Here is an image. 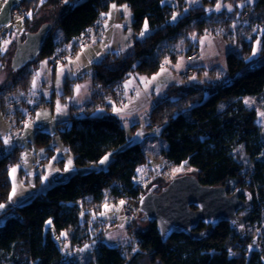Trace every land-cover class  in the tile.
<instances>
[{
  "label": "trees",
  "instance_id": "obj_1",
  "mask_svg": "<svg viewBox=\"0 0 264 264\" xmlns=\"http://www.w3.org/2000/svg\"><path fill=\"white\" fill-rule=\"evenodd\" d=\"M73 1L62 6L61 17L52 24L36 58L16 71L19 74L14 82L0 84L1 107L5 113L4 99L19 86L29 88L40 61L57 57L67 46L75 44L101 20L111 5H127L132 12L135 32L140 34L145 22L150 32L136 38L128 50L108 51L92 63L91 96L82 103L71 104L70 124L60 123L58 127L59 136L73 155L76 167L97 165L108 154L113 160L106 168L71 172L69 177L54 182L29 202L18 205L16 215L0 225V264H76L71 254L74 248L91 252L92 257L85 264H168L161 255L163 250L177 253L183 261H192L205 253L230 252L232 255L223 264H264V248L251 249L256 237L264 238L257 235L264 221V190H258V185L264 188V131L258 122L257 110L244 99L249 96L264 99V65L259 64L264 56V0H227L232 9L218 11L213 9L218 0H201L190 5L178 0V6L163 4V0ZM47 3L57 5L59 0H22L20 4L28 12L23 18L25 23L29 25ZM174 9L180 13L177 19H173ZM245 12L248 14L243 17ZM234 25L238 47L227 54L225 68L210 69L220 76L197 84L185 83L184 79L171 83L152 105L147 127H162L159 137L166 140L168 146L162 148L159 156L172 165L186 164L192 169L191 174L205 185H223L228 193L241 190V198L247 202L244 224L222 222L212 227L200 223L194 230L195 239L174 234L164 242L156 223L145 218L148 225L143 228L137 224L136 217L129 223L136 237L135 249L129 255L120 246L100 240L104 238L107 223L92 216L102 211L107 198L134 201L140 215L141 196L149 190L159 191L170 181L159 173L150 185L138 183V169L146 165L149 158L143 142L127 145V130L115 112L126 100L125 82L134 73L156 74L166 58L176 61L183 53L199 51L198 41H191L193 33L218 34L231 30ZM58 28L62 30L60 40L56 35ZM184 40L187 50L182 49ZM258 40L261 45L255 56ZM4 55L0 54V74ZM86 77L68 79L64 96H72L76 84ZM13 104L9 102L8 106ZM16 104L30 103L22 100ZM15 109L20 111V108ZM99 110L104 114H97ZM17 124L21 127L19 122ZM139 125L134 123L130 132H137ZM52 136L38 132L35 143L49 146ZM19 154L20 149L15 147L0 156V202L9 200L12 189L9 170L19 160ZM11 211L8 208L0 217ZM48 220L52 223L47 229ZM247 224H255L256 230L248 231ZM53 226L57 228L55 234ZM43 229L46 237H43ZM72 231L68 238L63 235ZM34 244L42 249L38 258L33 253ZM46 246L53 249L52 253L44 254Z\"/></svg>",
  "mask_w": 264,
  "mask_h": 264
},
{
  "label": "rangeland",
  "instance_id": "obj_2",
  "mask_svg": "<svg viewBox=\"0 0 264 264\" xmlns=\"http://www.w3.org/2000/svg\"><path fill=\"white\" fill-rule=\"evenodd\" d=\"M3 1L0 2V9ZM77 1L78 0L75 2ZM249 1L252 2V0ZM185 2L190 5L198 4L201 0H185ZM59 4L63 5V1L59 0ZM163 4L178 6L180 2L178 0H163ZM218 4L220 5L219 9H217ZM115 5L116 8L114 9L111 7L109 12L106 13L108 15H105L106 21L104 27L108 31L102 40L96 41L94 30H91V42H89L85 48L76 52L75 60H67L65 57L69 46H67L63 53L57 55V58L64 60L63 64L61 62H55L56 56L41 60L33 76L35 86L33 82L30 83L31 85L29 88L19 86L11 95H7L8 97L4 99V102L7 104L6 113L1 107L0 101V156L12 151L15 147L20 149L19 160L11 165L9 170L12 182L9 200L7 202H0V205H4L3 208H0V213L6 211L8 208H11L12 211L0 217V225L3 224L8 217L16 215V207L18 205L29 202L39 193L46 191L55 182L54 178L57 173H84L91 170L106 168L113 160L112 155L108 154L105 156L108 157L107 160L104 159L105 157L101 159V161H104L103 163L100 161L99 164L91 167H76L73 155L63 144L59 136L58 127L60 123L70 124L69 114L71 104L82 103L91 96L93 87L91 79L93 61L101 59L108 51L122 52L128 50L136 38H141L150 32L147 23V30H145L144 27L141 31V33H144L143 35H141V33H136L133 28V16L130 8L125 4ZM217 5L213 7V9L217 11L222 8L232 9L231 4L227 0H218ZM124 6H127V11L124 10ZM49 9L51 11H40L29 25L25 23L21 15H17L12 23L7 26L8 28L5 32L1 33L0 30V54H5L4 68L0 74L1 85H8L14 82L18 77L19 72L13 69V59L20 40L25 39L26 35L29 33L28 30L36 32L40 29L41 22L51 20V22L55 24L60 19L62 14L61 6L58 7L52 4ZM173 13L175 14V19L180 15L177 9H174ZM244 16L247 15L244 13L243 17ZM118 25L119 27H117ZM56 35L60 40L62 36V30L60 28L56 30ZM190 38L193 42L198 41L200 54V59L195 62V65L198 66L193 73H189L186 78L181 77L182 71L185 69V64L189 62L187 54L183 53L176 61H171L169 58H166L159 72L156 74L163 72L170 77L171 83L184 79L185 83L192 82L197 84L207 79L218 78L220 73L217 71L210 72V69L214 66L225 68L227 54L238 47L235 25L231 27V30H222L218 34L209 32L201 36L195 32ZM257 42H259V44H257ZM257 42L255 44V56L258 55L261 45L260 40ZM182 49H188V44L185 43V40L183 41ZM166 61H168V63H166ZM75 67L76 69H74ZM162 68L164 71H161ZM61 69H63V71H61ZM211 73H213V75ZM156 74L152 76L141 74L146 86L153 82V77ZM79 75H87V77L82 82L76 84L72 96H64L66 81ZM171 83H168L164 90H166ZM77 86H79L78 92L76 90ZM153 90L154 89L146 90L144 93L145 97L135 100L134 102L137 104L135 103L134 105L128 103V99L131 98L126 94L125 102L115 108L116 114L121 117L127 130V145L134 142H143L146 145L149 162L138 169L140 171H138L139 175L137 180L141 185H150L153 183V177L159 173H163L165 178L169 181L176 176L191 174L193 172L186 164L174 166L167 159L159 156L162 148L168 146V142L159 137V133L162 129L161 126H156L151 129L147 127L149 113L152 108V106H146L147 101L150 100L151 97L155 101L161 98V94L153 96ZM244 99L248 101V103H246L248 106L254 107L257 110L258 122L264 131V116L260 115V113L264 112V99L258 100L255 96L245 97ZM22 100H26L30 104H22V106L16 104V102ZM9 102H14L13 106H8ZM30 105L34 107L31 111L32 113L29 115L27 111ZM16 107L20 108V111L16 110ZM129 108L136 109L129 111L127 110ZM116 109H120L121 111L117 112ZM97 114H104V111L99 110ZM18 122L21 124V127L17 124ZM134 123H139L140 125L138 126L137 132L131 133V126ZM38 132H46L53 135L49 146H39L35 143ZM138 133H143V135H137ZM48 148H52L54 151L50 152ZM69 161L71 163H69ZM13 169H15V172H13ZM13 190H15V195H12ZM258 190L261 191L264 190V188L258 185ZM121 201H123V203H121ZM105 205H107V207H105ZM125 207L133 212L135 215L134 218L137 217V224L140 227H147L148 221H145V215L143 213L140 215L138 214L134 201L130 199L116 200L113 197H109L102 205V211L95 213L92 217L95 220L99 219L107 223L104 238L100 240L111 245L120 246V248L129 255L135 249L136 237L133 234L132 228L129 227L131 219L123 212ZM101 213H103V215H101ZM246 213V210H242L240 215L243 216ZM48 221H46L47 229L51 226ZM246 228L248 231L253 232L256 230V225L247 224ZM52 229L55 234L57 229L56 226H53ZM72 233L73 231L65 236L68 238ZM259 234L262 235V237L264 235V221L257 235L259 236ZM46 235L47 232L43 229V237H46ZM57 239V242L60 244L61 241L59 237H57ZM43 246H45V244H43ZM256 247L260 249V251L264 248V238L260 240L259 238L257 239V237L255 238V241L251 245V249ZM52 251L53 249L50 246H46L44 254L48 255L52 253ZM33 253L34 256L38 258L42 255V249L37 244H34ZM71 254H73L76 264H85L92 257L89 250H78L77 248L72 249ZM161 255L168 264H223L232 253H205L192 261H183L175 252L167 253L163 250Z\"/></svg>",
  "mask_w": 264,
  "mask_h": 264
},
{
  "label": "water",
  "instance_id": "obj_3",
  "mask_svg": "<svg viewBox=\"0 0 264 264\" xmlns=\"http://www.w3.org/2000/svg\"><path fill=\"white\" fill-rule=\"evenodd\" d=\"M21 1L4 2L0 9V29L12 23V10ZM51 28L52 24H43L38 31L29 32L24 41L20 40L13 69L20 70L36 58ZM259 64L264 65V56ZM70 175V172L57 173L55 182ZM241 194V190L228 193L223 185H205L194 174H183L171 179L159 191L149 190L142 195L139 210L149 222L156 223L164 242L174 234H185L195 239L194 230L200 223L212 227L222 222L243 225L245 218L240 213L247 207V202L241 198Z\"/></svg>",
  "mask_w": 264,
  "mask_h": 264
},
{
  "label": "crops",
  "instance_id": "obj_4",
  "mask_svg": "<svg viewBox=\"0 0 264 264\" xmlns=\"http://www.w3.org/2000/svg\"><path fill=\"white\" fill-rule=\"evenodd\" d=\"M1 1H3V0H0V2ZM5 1H3L1 5H3ZM43 1H46V0H43ZM62 1H63V5H64V4H67L68 1L70 2L71 0H67V2H65V0H62ZM75 1L76 0H74L73 2H75ZM50 5H52V4L51 3L50 4L49 3L45 4L43 7L40 8L39 12L42 11V10H47V11L49 10V11H51L49 9ZM63 5H60L58 3L55 6H58V7L61 6L62 7ZM111 7H112V5H111ZM109 10L107 12H109ZM107 12H105L104 14H106ZM104 14L101 17V20H99L96 23V25L91 29V30H94V35H95L96 41L102 40V38H104V35L108 31L104 27L105 26L104 23L106 21V17H105ZM46 23L54 24L53 22H51V20H45L44 22H41V25L46 24ZM7 28L8 27H4V28L0 29L1 30V33L2 32H5L7 30ZM74 69H76V67ZM154 77H155V79L153 80V82L151 84H149L148 86H146V84L143 82L144 78L141 75V73H134V74H132L127 79V81L124 84L125 85V89H126V94H128L130 96L129 98H131V99H128V103H131L132 105H134L136 103L134 101L135 100H139V98L145 97L144 93L146 92V90L148 91L149 89H154L153 90V94H152L153 96L154 95L156 96L158 94H162L165 91L164 90L165 86L168 83H171L172 82L169 79L170 77H168L163 72L162 73H159V74H156ZM139 102H138V104H139ZM155 102L156 101L154 99H152V97H151V99L147 101V105L146 106L147 107H151ZM135 109L136 108H134V109L129 108L127 110L132 111V110H135Z\"/></svg>",
  "mask_w": 264,
  "mask_h": 264
},
{
  "label": "built area",
  "instance_id": "obj_5",
  "mask_svg": "<svg viewBox=\"0 0 264 264\" xmlns=\"http://www.w3.org/2000/svg\"><path fill=\"white\" fill-rule=\"evenodd\" d=\"M247 14H248V12H245V15H247ZM17 15H21L22 18H25L28 15L26 8L23 7L21 4L17 5L12 10V19L13 20ZM89 42H91V30L87 31V33L84 34L75 44L69 45V47L67 48L66 56H65L66 59L67 60H73L75 58L76 52L78 50L85 48V46L87 44H89ZM187 56L189 58V60H188L189 62L187 64H185V69H184V71H182V74H181L182 78H186L189 75V73H193V71L195 70V68H194L195 62H197L200 59L199 51H192L191 53H188ZM55 62H57V63L61 62L63 64L64 60L56 57ZM59 65H61V64H59ZM33 107L34 106H32V105H30L28 107L27 114L30 115L32 113L31 111L33 110ZM123 212L130 219H134L135 215L128 208L125 207ZM131 216H133V217H131Z\"/></svg>",
  "mask_w": 264,
  "mask_h": 264
},
{
  "label": "snow or ice",
  "instance_id": "obj_6",
  "mask_svg": "<svg viewBox=\"0 0 264 264\" xmlns=\"http://www.w3.org/2000/svg\"><path fill=\"white\" fill-rule=\"evenodd\" d=\"M41 2H43V0H41ZM65 2H67V0H65ZM243 5H241V7H242ZM112 7L115 9L116 8V5L115 4H113L112 5ZM220 8V5L218 4L217 5V9H219ZM124 10L125 11H127V6H124ZM31 15V13H29V16ZM104 15H108V14H104ZM173 19H175V17H173ZM117 27H119V25L117 26ZM144 27H145V30H147V22H145V25H144ZM144 33L142 32L141 33V35H143ZM257 44H259V42H257ZM256 54V52H253V55H255ZM166 63H168V61H166ZM61 71H63V69H61ZM161 71H164V69L162 68L161 69ZM153 79H155V77H153ZM33 85L35 86V81H33ZM77 92L79 91V86H77ZM245 103H248V101H245ZM116 111L117 112H119V111H121L120 109H116ZM260 115L261 116H264V112H262V113H260ZM137 135H143V133H138ZM107 158L108 157H105L104 159L105 160H107ZM104 161H101V163H103ZM69 163H71L70 161H69ZM138 171H140V170H138ZM13 172H15V169H13ZM12 195H15V190H13V193H12ZM121 203H123V201H121ZM4 207V205H0V208H3ZM105 207H107V205H105ZM101 215H103V213H101ZM48 223H49V225L52 223L51 221H48ZM63 235H66V233L65 234H63ZM87 247V246H86Z\"/></svg>",
  "mask_w": 264,
  "mask_h": 264
}]
</instances>
